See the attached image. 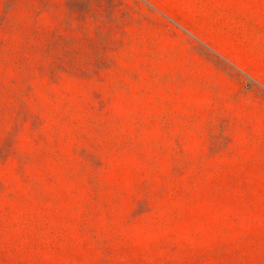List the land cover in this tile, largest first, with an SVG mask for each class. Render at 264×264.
Returning a JSON list of instances; mask_svg holds the SVG:
<instances>
[{"label": "rangeland", "instance_id": "rangeland-1", "mask_svg": "<svg viewBox=\"0 0 264 264\" xmlns=\"http://www.w3.org/2000/svg\"><path fill=\"white\" fill-rule=\"evenodd\" d=\"M0 264H264V0H0Z\"/></svg>", "mask_w": 264, "mask_h": 264}]
</instances>
